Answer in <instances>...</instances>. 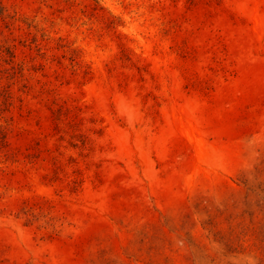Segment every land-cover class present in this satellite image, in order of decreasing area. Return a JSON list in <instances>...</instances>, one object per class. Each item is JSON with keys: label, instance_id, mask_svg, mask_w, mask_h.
<instances>
[{"label": "rangeland", "instance_id": "1", "mask_svg": "<svg viewBox=\"0 0 264 264\" xmlns=\"http://www.w3.org/2000/svg\"><path fill=\"white\" fill-rule=\"evenodd\" d=\"M0 264H264V0H0Z\"/></svg>", "mask_w": 264, "mask_h": 264}]
</instances>
